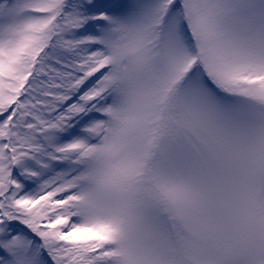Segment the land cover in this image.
<instances>
[{"label":"snow or ice","instance_id":"6c2138e0","mask_svg":"<svg viewBox=\"0 0 264 264\" xmlns=\"http://www.w3.org/2000/svg\"><path fill=\"white\" fill-rule=\"evenodd\" d=\"M0 264H264V0H0Z\"/></svg>","mask_w":264,"mask_h":264}]
</instances>
